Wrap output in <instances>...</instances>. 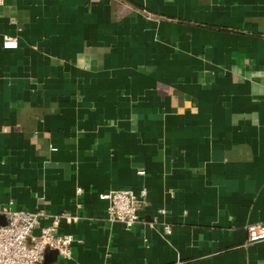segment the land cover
I'll list each match as a JSON object with an SVG mask.
<instances>
[{
    "label": "crops",
    "instance_id": "1",
    "mask_svg": "<svg viewBox=\"0 0 264 264\" xmlns=\"http://www.w3.org/2000/svg\"><path fill=\"white\" fill-rule=\"evenodd\" d=\"M143 189L137 225L108 221L103 195ZM9 207L81 217L59 227L71 259L43 264H264L247 241L264 223V0L0 3Z\"/></svg>",
    "mask_w": 264,
    "mask_h": 264
},
{
    "label": "built area",
    "instance_id": "2",
    "mask_svg": "<svg viewBox=\"0 0 264 264\" xmlns=\"http://www.w3.org/2000/svg\"><path fill=\"white\" fill-rule=\"evenodd\" d=\"M4 0H0L3 3ZM103 2L105 0H91ZM2 46L6 50H15L19 42L13 37H4ZM81 190H78V194ZM108 201V221L117 222L127 229H132L140 222L139 212L146 205L147 190L139 193L132 191H111L102 196ZM6 225H0V264H43L45 251L55 250L66 260L71 259L72 245L80 242L73 235L61 233L59 227L62 221L78 222L81 217L69 213L49 215L44 211L5 209ZM44 219H50L49 225L40 227ZM37 228L40 234L34 235ZM166 227V231L169 232ZM248 243L264 241V223L247 226Z\"/></svg>",
    "mask_w": 264,
    "mask_h": 264
},
{
    "label": "water",
    "instance_id": "3",
    "mask_svg": "<svg viewBox=\"0 0 264 264\" xmlns=\"http://www.w3.org/2000/svg\"><path fill=\"white\" fill-rule=\"evenodd\" d=\"M6 223H7L6 216L5 215H0V225H6ZM49 252H54V253L58 254V252L55 251V250H49V249H47L45 251V255H47Z\"/></svg>",
    "mask_w": 264,
    "mask_h": 264
}]
</instances>
